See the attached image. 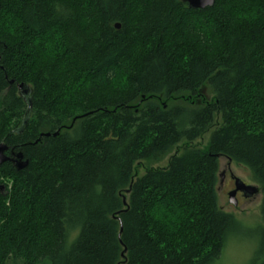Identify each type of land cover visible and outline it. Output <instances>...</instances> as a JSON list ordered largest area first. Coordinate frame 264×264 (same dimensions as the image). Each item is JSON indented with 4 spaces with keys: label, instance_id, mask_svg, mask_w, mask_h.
Masks as SVG:
<instances>
[{
    "label": "trees",
    "instance_id": "trees-1",
    "mask_svg": "<svg viewBox=\"0 0 264 264\" xmlns=\"http://www.w3.org/2000/svg\"><path fill=\"white\" fill-rule=\"evenodd\" d=\"M0 144L27 161L0 165V264H216L242 228L219 158L261 193L264 264V0H0Z\"/></svg>",
    "mask_w": 264,
    "mask_h": 264
},
{
    "label": "rangeland",
    "instance_id": "rangeland-1",
    "mask_svg": "<svg viewBox=\"0 0 264 264\" xmlns=\"http://www.w3.org/2000/svg\"><path fill=\"white\" fill-rule=\"evenodd\" d=\"M203 100L210 101L212 95L207 88L202 89ZM208 134L190 144L193 148L204 149L207 144ZM185 142L177 145L168 155L157 162L141 161L134 165V174L136 177L142 176L147 170L161 169L167 165L168 160L175 154H180L182 149L186 147ZM227 161L224 158H219L218 182L216 185L217 204L218 207L228 214L231 213L239 221H241L242 228L236 234L235 239L227 243L221 260L216 264H248L250 261L255 246H256V231L259 227L261 219L259 214V205L261 201V193L258 192L248 198L237 197V207H233L228 203L227 192L230 189V173L234 177L240 179L246 185H253L249 179L245 169L231 165L227 169ZM255 185H253L254 187Z\"/></svg>",
    "mask_w": 264,
    "mask_h": 264
},
{
    "label": "water",
    "instance_id": "water-1",
    "mask_svg": "<svg viewBox=\"0 0 264 264\" xmlns=\"http://www.w3.org/2000/svg\"><path fill=\"white\" fill-rule=\"evenodd\" d=\"M182 3L186 4L189 9L192 10H204L205 8H210L213 6L215 0H180ZM116 29H119V25H115ZM18 91L21 96L24 97V99L27 100L28 103V110L27 115L29 114L30 110V104L27 99V96L29 95V89L24 85L20 84L18 85ZM79 117H76L73 122L78 119ZM58 133H55L53 136H56ZM41 137H49V134H43ZM8 154V155H7ZM23 156L21 153H17L16 155L13 154V152H9L8 147H6L5 144H0V165L3 163H11L14 165L15 169L17 171L22 170L26 168L27 161H24ZM3 190V186H0V191ZM237 192H241L244 196V198H248L250 196L255 195L258 192V189L256 186L253 187V185H246L244 184L240 179H235V189L231 191L228 194V203L232 206L237 205V201L235 198V194Z\"/></svg>",
    "mask_w": 264,
    "mask_h": 264
},
{
    "label": "flooded vegetation",
    "instance_id": "flooded-vegetation-1",
    "mask_svg": "<svg viewBox=\"0 0 264 264\" xmlns=\"http://www.w3.org/2000/svg\"><path fill=\"white\" fill-rule=\"evenodd\" d=\"M229 166H230V164H228L227 163V169H229ZM230 178V189H228L229 191L227 192V196H228V194L231 192V191H233V189H235V179H236V177H234V175L232 174V173H230V176H229ZM239 196H241V197H244L243 196V194L241 193V192H237L236 194H235V198H236V201H237V197H239ZM238 202V201H237ZM239 205V203L235 206V207H237Z\"/></svg>",
    "mask_w": 264,
    "mask_h": 264
}]
</instances>
